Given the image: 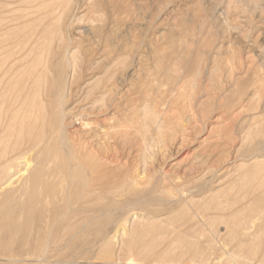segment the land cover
Here are the masks:
<instances>
[{"label": "rangeland", "instance_id": "374dc122", "mask_svg": "<svg viewBox=\"0 0 264 264\" xmlns=\"http://www.w3.org/2000/svg\"><path fill=\"white\" fill-rule=\"evenodd\" d=\"M48 2L0 0L2 45L10 50L27 42L24 23L36 20L41 13L38 4ZM60 3L45 23L55 31L49 66L56 62L59 31L78 54L79 66L73 80H64L68 94L63 107L70 108L67 111L74 121L66 124V136L72 141L93 127L103 128L110 139L96 130L99 134L93 144L103 151L96 158L111 171L105 180L108 186L135 181L132 191L114 198L104 195L101 207L109 204L111 209L98 219L100 224L92 227L85 241L75 242L73 250L86 256L82 260L86 264L117 259L124 264L128 258L146 256L138 251L145 247L143 238H135L131 251L121 244L134 238L129 232L139 223L125 221L137 214L151 217L159 232L166 228L158 235L160 243L154 252L147 255L151 261L161 252L190 256L188 244L193 242L198 256L191 264H242L245 259V264H260L264 221L258 219L248 233L233 228L260 213L258 200L264 190V0H71L68 9ZM7 30L14 35L12 43L6 39ZM48 35L38 43L44 42L45 49L52 40ZM39 46L29 61L39 56ZM17 47L15 52L21 49ZM50 68L36 94L30 92L35 87L30 79V97H15L14 91L0 100L4 102L0 136L6 121L19 111L16 121L29 118L33 122L37 116L33 132L42 129L50 135L54 128L50 98L56 90V73ZM16 81L12 78L10 85ZM150 114L156 123L147 119ZM80 120L82 127L77 125ZM23 128L25 135L27 128ZM10 136L8 142L13 144L15 135ZM97 206L90 215L101 210ZM198 210L201 214L193 218ZM230 250L237 256L235 263L229 262ZM80 252L73 256L77 261H81ZM66 257L47 256L62 264Z\"/></svg>", "mask_w": 264, "mask_h": 264}, {"label": "bare ground", "instance_id": "6f19581e", "mask_svg": "<svg viewBox=\"0 0 264 264\" xmlns=\"http://www.w3.org/2000/svg\"><path fill=\"white\" fill-rule=\"evenodd\" d=\"M70 1L71 0H49L48 3H40V5L38 4L37 10H40L41 13L36 20L28 22L26 21L24 23L26 26L25 29L28 31L26 35H24L26 36L27 42H20L16 44V46L21 48L18 50L17 47V52H15V42L13 43L14 46L12 44L13 47L8 50V48H5L7 45H2L0 40V100L13 95L14 91L15 97L24 96L28 98L30 97V92H36L35 88H39L38 85H40L41 82H46V72H48L47 70L50 68L48 60L51 56L52 43L54 42V33L52 34V32L55 31H53L54 28L53 30L51 29V25L46 27L45 23L47 20H49V18L55 15V4L60 2L66 3L65 9H68ZM57 22L60 23L61 18L58 19ZM33 27L34 30H32ZM18 29L16 28V30ZM5 32H7L6 39L12 43L10 39L14 35L9 34L8 30ZM48 32L51 33V36L48 35V37H52V40L50 39L51 42H49L48 48L45 49L44 42H41V45L39 44L41 47L38 45V43L42 39H45V36L48 34ZM58 35L59 39H57L58 41L55 43L56 45H54L57 49V52L54 54L56 62L55 64L51 65V68L53 67V70L56 73V90L52 93L53 98L49 97L50 99L54 100V102L52 101L54 103V105L52 104L54 107V109L52 108V120L50 119L52 121L51 124L54 125V128L52 127V133L50 132V135L48 136L44 132L45 130L43 131L42 129L40 133L33 132L35 130L34 127L37 124V116L33 122H30L29 118L24 117V119L16 121L18 118L17 113L20 112H17L16 107L15 111L17 113L6 121V126L2 130V134L0 136V191H2V194L0 193V244L1 242L5 243V245L2 247L0 245V261H3L0 264H21L25 261L28 264L61 263L59 261H55L53 263L50 261L51 258L49 260L47 256H57L58 260L59 258L62 259V256H69L63 260V263L86 264L87 261L82 260H86L87 258L85 255H83L84 257L81 256L83 253L80 251V256L82 257L80 259L81 261H77L75 258H73V256L77 257L79 254V252L77 254V252L73 250L74 247H76L74 244L77 242V240L85 241L87 235H89L91 232L92 227L100 224L98 219L105 216L109 209H111V206H109L108 203L107 206L101 207L102 202L104 201V195L106 196L108 194L114 198L118 195L120 196L122 192L132 191L131 189L135 187V181L131 179L123 180L119 184L115 183L114 186L110 184L108 186L106 181L110 177L111 171L107 169V163L104 165L96 158L95 154L101 152L102 149L98 144H96V147L95 144H93L96 142L97 135L99 134L98 132H95L96 130H99V132L102 134L100 137H106L107 132L103 130V128L100 129L101 127L98 128L95 125L97 127L96 129L93 127V131L78 134L79 136H73L76 138H72V141L71 139L69 140L67 138L69 135L66 136L68 133H66V124L68 123L70 125L71 123H74V121L70 118L72 117L70 116V111H67L70 108L65 109L63 107V104H65L64 101L66 94H68L65 92L67 87L64 86V80L66 81L68 78L73 80L75 78L77 68L79 67L77 57L78 54H76V51H72V49L70 50L67 44L68 40L66 39L67 41H65V38L60 31ZM27 46L29 48L24 52L23 49H25ZM38 46L41 48L39 56L34 60L32 59L29 61L28 58L34 55V49H38ZM22 51L24 53H21ZM113 59L111 58L112 62ZM115 61H117V59ZM182 61H184V59ZM113 65L115 64L113 63ZM51 68L50 72L52 71ZM215 68L212 70H215ZM37 69L41 71H37ZM33 72H35V75H33ZM12 78H17V81L15 84L10 85V80ZM30 79L33 80L31 86L33 84L35 85L33 89L31 86L28 87V80ZM69 83L71 82L69 81ZM50 91L48 92L50 93ZM44 92L42 93L44 94ZM55 92L56 97H54ZM91 93L93 94V92ZM102 96H99L100 99H102ZM12 103H14L13 100H11V104ZM43 104L45 103L43 102ZM3 105L4 102H0V110L2 109ZM27 111L29 112V110ZM37 112L39 113V109L36 111V114ZM1 114L0 118L2 117ZM84 115H86V113ZM29 116H31V114ZM153 116L154 115L150 114L147 117L150 123H156L155 117ZM45 119H43L42 127L44 126ZM75 121L77 120L75 119ZM77 125L82 127L84 123L81 121L77 123ZM23 127L27 128L25 135H22ZM54 130V133L56 134L53 136ZM11 134L15 135L16 142H13V144L8 142V138H11ZM133 140L135 141V137ZM99 141L101 140H98V142ZM129 142L132 141L129 140ZM51 149H54V151H50ZM104 154L102 155L106 157L105 152ZM30 156H32L31 159H29ZM262 187L264 188V182ZM262 191V196L258 200V204L261 205V210L259 213L260 215H251L244 219L241 223L234 225L233 229L238 231V233H248L249 230L254 227L256 224L255 222L258 219H262V221H264V190ZM96 205H99L97 207L101 208V210H98L100 213L96 214L98 213L96 212L90 215L89 212L91 211L92 207H95ZM119 209H123V206ZM114 210H116V208ZM199 213V210L195 211V216H193V218L198 216ZM139 219H142L141 222H138ZM128 221L133 224L139 223L140 226H132L131 232H129V234L134 238L131 237L130 241L121 240V244L123 246L125 245V247L128 248V251H131L130 248H132L135 245L134 243H136L135 238H143V242L142 240L141 242H145V247L138 251L139 254L144 253L146 256H140V259L128 258L126 259L128 262L124 264H133L135 261H141L145 264H179L181 262L185 264H191L193 262L192 258L198 256V252L192 248L194 246L193 242H190L188 244L190 247L188 251L191 254L190 256H169L166 254V252H161L159 254L160 256H155L151 261L147 255L151 254V252H154L152 251L153 247L160 243V237L158 235L161 233L164 234L166 231H163L166 228L159 232L161 228L159 226L153 227L154 222L149 216L145 218L140 217L137 214H133V216L128 218L125 222L127 223ZM154 232L156 233V236H153L151 239L150 236ZM94 235L95 234H93V236ZM148 238L149 240L147 241ZM172 243L176 244L179 242L174 240ZM209 243L212 244V241L208 242V244ZM13 246L15 247L13 248ZM230 251L229 262L235 263L234 260H237V256H235L236 254L232 250ZM199 253L203 254V252ZM247 261L248 259H245L241 263L245 264ZM109 264L121 263L120 260L117 259L116 261L110 262ZM260 264H264V260L261 261Z\"/></svg>", "mask_w": 264, "mask_h": 264}]
</instances>
